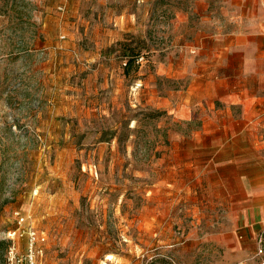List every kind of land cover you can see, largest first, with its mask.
<instances>
[{"label": "rangeland", "instance_id": "374dc122", "mask_svg": "<svg viewBox=\"0 0 264 264\" xmlns=\"http://www.w3.org/2000/svg\"><path fill=\"white\" fill-rule=\"evenodd\" d=\"M254 1L0 0V264L15 212L40 264H259L231 181L184 169L216 79L264 93Z\"/></svg>", "mask_w": 264, "mask_h": 264}, {"label": "crops", "instance_id": "0c3cea01", "mask_svg": "<svg viewBox=\"0 0 264 264\" xmlns=\"http://www.w3.org/2000/svg\"><path fill=\"white\" fill-rule=\"evenodd\" d=\"M246 16L252 19L246 31L252 41L249 44L251 56L245 59L243 66L250 68L256 62H264L254 55L257 51L255 36H264V25L260 24L264 9L257 10L252 6ZM242 73L230 85L224 79H216L218 90L212 89L203 101L198 102L203 118L212 121L202 125V133L207 138L192 140L200 153L192 155L194 159L184 164V169L198 172L205 179H215L216 194H224L219 190L227 186L224 180L231 181L229 193L239 196L235 204L241 212V238L245 251L249 252L253 247L257 248L259 237L264 244V140L261 138L264 133V93L254 91L250 81H245L252 78L253 71L242 70ZM203 143L205 145L200 146ZM239 247L237 245L235 249ZM246 252L239 256L249 254Z\"/></svg>", "mask_w": 264, "mask_h": 264}, {"label": "built area", "instance_id": "2783aa9c", "mask_svg": "<svg viewBox=\"0 0 264 264\" xmlns=\"http://www.w3.org/2000/svg\"><path fill=\"white\" fill-rule=\"evenodd\" d=\"M142 60L143 57L138 58V61ZM14 217L18 228L10 238L13 241L6 249L3 264H40L44 235L30 225L28 214L15 212ZM18 240H23V243H18ZM256 258L259 264H264V244L261 237L257 240Z\"/></svg>", "mask_w": 264, "mask_h": 264}, {"label": "trees", "instance_id": "16d2710c", "mask_svg": "<svg viewBox=\"0 0 264 264\" xmlns=\"http://www.w3.org/2000/svg\"><path fill=\"white\" fill-rule=\"evenodd\" d=\"M138 54H134L133 52H130L126 56V62H125V74L128 72L129 68L136 62L138 59Z\"/></svg>", "mask_w": 264, "mask_h": 264}]
</instances>
